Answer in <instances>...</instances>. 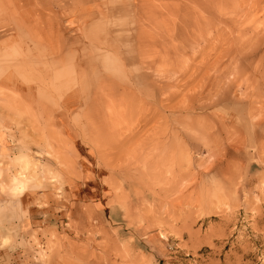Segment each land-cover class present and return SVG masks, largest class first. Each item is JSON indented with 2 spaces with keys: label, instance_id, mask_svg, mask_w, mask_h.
<instances>
[{
  "label": "rangeland",
  "instance_id": "rangeland-1",
  "mask_svg": "<svg viewBox=\"0 0 264 264\" xmlns=\"http://www.w3.org/2000/svg\"><path fill=\"white\" fill-rule=\"evenodd\" d=\"M3 133L6 212L107 174L34 264H264V0H0Z\"/></svg>",
  "mask_w": 264,
  "mask_h": 264
},
{
  "label": "crops",
  "instance_id": "crops-1",
  "mask_svg": "<svg viewBox=\"0 0 264 264\" xmlns=\"http://www.w3.org/2000/svg\"><path fill=\"white\" fill-rule=\"evenodd\" d=\"M92 13L88 10L87 15ZM0 143L5 151L9 143L6 134L3 133ZM78 153L82 160L81 176L67 179L61 199L30 191L20 196V205L16 202L17 210L12 213L3 210L5 204L9 206V200L0 190V264H34L32 235H37L43 242L41 245L46 243L44 234L55 228L62 239L65 235L74 237L68 224L83 208L98 215L105 212L110 199V189L105 182L107 174L97 167L88 151L78 149ZM5 237H8L6 243Z\"/></svg>",
  "mask_w": 264,
  "mask_h": 264
},
{
  "label": "bare ground",
  "instance_id": "bare-ground-1",
  "mask_svg": "<svg viewBox=\"0 0 264 264\" xmlns=\"http://www.w3.org/2000/svg\"><path fill=\"white\" fill-rule=\"evenodd\" d=\"M1 174H2V173H1V171H0V177H1Z\"/></svg>",
  "mask_w": 264,
  "mask_h": 264
}]
</instances>
